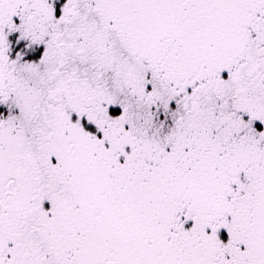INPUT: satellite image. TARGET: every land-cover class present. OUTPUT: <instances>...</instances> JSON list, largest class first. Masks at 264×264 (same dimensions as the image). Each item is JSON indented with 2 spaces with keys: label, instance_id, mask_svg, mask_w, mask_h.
Returning <instances> with one entry per match:
<instances>
[{
  "label": "snow or ice",
  "instance_id": "snow-or-ice-1",
  "mask_svg": "<svg viewBox=\"0 0 264 264\" xmlns=\"http://www.w3.org/2000/svg\"><path fill=\"white\" fill-rule=\"evenodd\" d=\"M0 264H264V0H0Z\"/></svg>",
  "mask_w": 264,
  "mask_h": 264
}]
</instances>
